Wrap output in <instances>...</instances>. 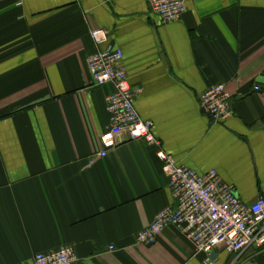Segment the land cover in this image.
<instances>
[{
  "label": "crops",
  "instance_id": "1",
  "mask_svg": "<svg viewBox=\"0 0 264 264\" xmlns=\"http://www.w3.org/2000/svg\"><path fill=\"white\" fill-rule=\"evenodd\" d=\"M106 47L122 51L135 109L165 153L215 169L247 204L264 195V0H186L167 23L148 0H0V264L62 245L73 264H203L174 226L152 244L135 239L172 203L155 146L120 133L96 158L111 86L93 85L87 58ZM214 84L233 111L218 123L200 106ZM211 257L264 264V246L219 245Z\"/></svg>",
  "mask_w": 264,
  "mask_h": 264
},
{
  "label": "built area",
  "instance_id": "2",
  "mask_svg": "<svg viewBox=\"0 0 264 264\" xmlns=\"http://www.w3.org/2000/svg\"><path fill=\"white\" fill-rule=\"evenodd\" d=\"M20 5L24 0H13ZM151 11L161 23L178 20L186 11V0H148ZM96 45L104 44L107 31L91 32ZM87 67L94 86L110 85L105 97L108 126L100 134L101 150L96 158H102L115 148L116 136L125 133L128 140H143L157 148L156 155L162 162L167 177L172 203L159 210L153 220L137 232L136 241L152 244L166 226H174L193 244L196 253H204L203 264H215L212 251L219 245L229 253H240L249 246H264V195L247 204L224 183L215 169L204 173L185 165L161 149L160 141L153 134V123L142 119L135 109V95L123 64V54L118 48L106 47L87 58ZM257 90L258 88L255 87ZM229 93L224 84H214L200 96L203 114L213 122L225 121L232 114ZM110 249H112L110 247ZM74 248L62 245L56 250L38 252L34 264H73Z\"/></svg>",
  "mask_w": 264,
  "mask_h": 264
}]
</instances>
